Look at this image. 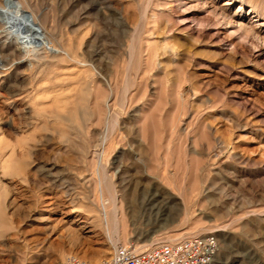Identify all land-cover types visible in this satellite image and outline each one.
I'll list each match as a JSON object with an SVG mask.
<instances>
[{
	"label": "rangeland",
	"instance_id": "1",
	"mask_svg": "<svg viewBox=\"0 0 264 264\" xmlns=\"http://www.w3.org/2000/svg\"><path fill=\"white\" fill-rule=\"evenodd\" d=\"M227 3L0 0V264L208 234L212 264H264V0Z\"/></svg>",
	"mask_w": 264,
	"mask_h": 264
},
{
	"label": "built area",
	"instance_id": "2",
	"mask_svg": "<svg viewBox=\"0 0 264 264\" xmlns=\"http://www.w3.org/2000/svg\"><path fill=\"white\" fill-rule=\"evenodd\" d=\"M219 243L213 234L199 236L176 244H161L144 252L134 247H116L109 259L88 263L69 256L61 264H212Z\"/></svg>",
	"mask_w": 264,
	"mask_h": 264
},
{
	"label": "bare ground",
	"instance_id": "3",
	"mask_svg": "<svg viewBox=\"0 0 264 264\" xmlns=\"http://www.w3.org/2000/svg\"><path fill=\"white\" fill-rule=\"evenodd\" d=\"M234 0H228V3L225 5V6H230V5H232ZM213 8V7H212ZM214 9V12H215V15L216 16H219L220 18H221V20H223L226 24H231V25H233L234 24V22H233V18L234 17H230V16H228L227 15V12L225 11V10H223V9H218L216 6L213 8ZM242 9V8H241ZM236 23V22H235ZM236 25V24H235ZM240 27L242 26V25H240V24H238ZM255 33L254 34H258L259 35V33L260 32H258V31H254ZM86 36V35H85ZM260 36V35H259ZM89 46V45H88ZM133 47V46H132ZM88 48V47H87ZM78 64V63H77ZM83 69V68H82ZM76 74H78V73H76ZM73 76V75H72ZM95 78V77H94ZM75 85V84H74ZM75 87V86H74ZM71 91H73V89L71 88L70 90H69V92L67 93V94H64V93H62V92H60V96L58 95V97L55 95V97L53 96V94H51V93H47L46 95H44V99L43 100H45L46 99V101H48V102H46V103H49L48 104V108H55V106H58L59 107V109L61 108V109H68V106L69 105H71V104H69L68 103V97L67 96H69L70 95V92ZM74 91H75V89H74ZM45 94V93H44ZM54 97V98H53ZM43 102H45V101H43ZM69 102L71 103V101L69 100ZM44 105V104H43ZM42 106V105H41ZM54 106V107H53ZM44 109H46V105L44 106ZM43 108H42V110H44ZM55 110V109H54ZM57 110H58V108H57ZM52 111H53V109H52ZM68 111V110H67ZM46 112V111H45ZM112 112V111H111ZM109 137V136H108ZM118 141V140H117ZM3 144V143H2ZM1 144V145H2ZM119 144V143H118ZM104 145V144H103ZM110 149V148H109ZM105 150V149H104ZM13 152V154H15V152H14V150L12 151ZM11 157H12V153H11V155H10ZM10 156H7V158H5L4 160L6 161L5 163H4V169H5V171H6V168H7V170L9 169V168H12V161H11V159L9 160V158H10ZM9 157V158H8ZM15 157V156H14ZM106 157V156H105ZM13 158V157H12ZM7 160H8V162H7ZM15 160V159H14ZM3 162V161H2ZM15 162V165H14V167L15 166H18L16 163V161H14ZM4 169H2L3 170V172L4 173H7V171L5 172L4 171ZM15 170H13V168H12V171H15V173L18 171V172H20V170L19 169H17V168H14ZM11 170V169H10ZM10 170H8L9 172H10ZM11 171V172H12ZM115 171V170H114ZM124 171V170H123ZM17 172V173H18ZM1 173V172H0ZM14 173V172H13ZM16 173V174H17ZM127 173V172H126ZM128 173H130L129 171H128ZM19 174V173H18ZM96 175H98L97 173H96ZM104 176V175H103ZM113 176V175H112ZM99 177V176H98ZM106 177V176H105ZM86 179V178H85ZM111 179V178H110ZM127 179V178H126ZM104 180V179H103ZM107 180V179H106ZM1 182V181H0ZM111 182V181H110ZM1 184V183H0ZM101 184V183H100ZM99 185V184H98ZM101 186V185H100ZM1 189V188H0ZM112 189L113 188H109V187H107L106 188V190L108 191V194L110 195L109 197H107L106 199L103 197V196H101L100 197V199H98V207H99V209H100V215L105 219V222L107 223V224H110V223H113V225H114V229H113V231H112V235H113V238H114V240L115 239H120V237H122V229L120 228V227H122L121 225L122 224H120V222L122 223V221H120V219H119V216H120V212L122 211V203H121V200H124L126 197H125V195H123L122 197H121V199L120 198H118L117 197V195L119 194H117L116 196L114 195V194H112ZM2 192V191H1ZM0 192V193H1ZM115 193V192H114ZM136 193V192H135ZM102 195V194H101ZM0 197H1V195H0ZM152 198L155 200L154 202H155V204H161V202L159 201V199H157V196L156 195H154V196H152ZM1 199V198H0ZM1 201V200H0ZM123 202V201H122ZM157 205V206H158ZM158 211H161V209H160V207L158 208ZM154 213V212H153ZM159 213V212H158ZM157 215V214H156ZM166 226H168V223H166V225L164 226V227H166ZM163 227V228H164ZM122 230V231H121ZM123 238V237H122ZM170 238V237H169ZM175 238H176V236H175ZM179 239V238H178ZM194 239V238H193ZM191 240V239H190ZM174 241H177V238L176 239H172V241H167V243H165V244H176V243H174ZM179 242V241H178ZM129 245H123L122 247H128ZM150 246H152V244H150V245H148V244H145V245H142L141 247L140 246H138L137 248L136 247H134V249L136 250V251H138V252H144V251H146V250H144V249H146L147 247H150ZM149 249H151V248H149ZM141 250H144V251H141ZM148 250V249H147Z\"/></svg>",
	"mask_w": 264,
	"mask_h": 264
}]
</instances>
